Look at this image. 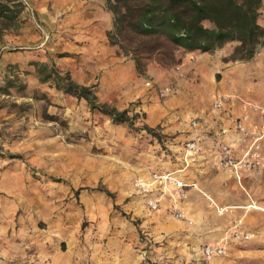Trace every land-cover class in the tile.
<instances>
[{
  "label": "rangeland",
  "instance_id": "obj_1",
  "mask_svg": "<svg viewBox=\"0 0 264 264\" xmlns=\"http://www.w3.org/2000/svg\"><path fill=\"white\" fill-rule=\"evenodd\" d=\"M106 7L109 9L107 3ZM259 21H264V4ZM21 24L3 34L0 51L13 47L7 36L20 34ZM50 30L56 37L58 28ZM110 33L115 51L99 72L93 73L87 87L96 103L126 110L134 126L114 123L91 110L83 98L58 90L54 75L40 80L35 62L54 66L60 75L68 74L72 80L74 66L78 74H84L79 59L70 64L72 56L65 51L48 50L43 53L46 60L34 61L28 57L32 48L16 49L21 58L2 73L0 264H56L52 258L56 252L66 254L69 264H91L97 257L114 260L118 258V217L140 224L130 244L140 264H162L149 259L152 254L148 251L153 249L141 226L146 216L138 218L132 208L135 205L130 203L135 199L131 189L134 174L138 169L160 166L173 155L171 145L182 149L186 139L200 137L199 129L194 131L189 120L213 117L211 105L218 94L231 93L228 73L247 84L242 89L245 96L229 98L239 104L238 116L243 100L264 108V45L249 61L232 60L236 42H229L213 52H199L205 58L196 63L181 65L185 50L164 43L149 53L146 47L155 43H144L136 54L137 64L134 54L119 47L122 38L114 29V20ZM58 40L57 34L50 44L58 47L53 44ZM138 43L137 39H127L124 45ZM48 44L45 40L39 47ZM118 55L124 64L121 73ZM127 61L133 67L127 66ZM30 65L33 72L27 70ZM82 66L90 74L86 65ZM164 86L170 92L160 96L158 90ZM250 119L254 124L260 120L256 113L250 114ZM261 168L258 174L264 176L263 159L254 171ZM126 240L129 243V237ZM246 242L230 241L227 251L229 245ZM219 257L226 258L219 260L220 264H261L253 258L232 262L227 252Z\"/></svg>",
  "mask_w": 264,
  "mask_h": 264
},
{
  "label": "crops",
  "instance_id": "obj_2",
  "mask_svg": "<svg viewBox=\"0 0 264 264\" xmlns=\"http://www.w3.org/2000/svg\"><path fill=\"white\" fill-rule=\"evenodd\" d=\"M25 2L26 6L21 13L20 34L8 35V44L13 47H4L0 51V79L2 73L10 66L16 65L21 58V52L16 49L32 48L27 53L30 60L34 61L46 60L43 53L48 50L65 51L72 56L70 64L79 59L78 63L81 65L79 69H82V72L87 75L78 74L75 66L72 69L68 67V69L70 68L73 72L75 83L89 86L91 78L94 77L93 73L99 72L102 65L108 61V57H111L115 51L114 45L108 39V32L113 28L114 18L112 12L106 7V1L25 0ZM259 23L264 27V21H259ZM50 28L53 30L58 28L56 37H53L54 34H50ZM57 34L59 40L53 44L57 43L58 47H54L50 43L57 38ZM45 40L49 44L40 48L39 46L43 45ZM180 50L183 49L180 48ZM118 51H120L119 47ZM201 54L197 51H185L181 65H186L188 62L196 63L197 59L205 58ZM191 58H194L195 62ZM121 61L122 59L118 55V73H121L124 68ZM126 64L130 68L133 67L131 61H127ZM82 65H86L90 74L85 71ZM27 70L33 72L32 65ZM228 72H232V70L229 69ZM228 79L232 85L231 93L229 95L218 94V97H226L223 109L214 112L213 117L205 120L202 117H196L200 120L198 143L202 148L201 152L185 155L183 149L171 145L169 149H172L173 155L165 158L161 165L156 167L169 170L184 166V171L179 175L184 177L186 182L194 185L187 187V197L180 206L193 220V224L188 225L183 221L173 219L169 210L171 203L169 195L165 196L158 211H150L144 204L143 197L131 187L135 199L130 203L132 206H136L132 207L134 214L137 217L139 215L146 216L144 220L140 218L141 226L148 234L146 238L153 249L148 251L149 255L152 254L149 259L153 262L220 264L219 260H226V258L218 256L206 261L202 256V247L206 244L218 243L231 228L233 222L240 220L239 228L252 232L254 236L241 246L229 245L227 251L229 260L234 262L243 258L251 261L253 258L258 260V263L264 264L262 248L264 245V176L258 174L262 168L257 172H244L241 179L238 180L229 171L217 165L218 131L222 127H232V119L238 116L237 111L240 110L239 104H235L234 100L229 98L244 95L245 89H242L247 86L244 80L231 76L230 73H228ZM169 103L172 102L169 101ZM185 105L187 106L188 103ZM226 140H236V135L232 130L229 131ZM262 159L264 162V142L262 144ZM184 161H187L186 165ZM156 168L138 169L133 179L139 176L148 178ZM158 193L159 187H156L152 195L155 196ZM251 204L257 208L249 206ZM139 225L137 224V226ZM137 226L130 221L124 222L118 217V258L111 262L103 261L97 257L94 263L140 264L138 253L130 248V244L133 243L138 232ZM128 237L129 243L125 242ZM65 256L66 254L61 255L56 252L52 258L56 264H69Z\"/></svg>",
  "mask_w": 264,
  "mask_h": 264
},
{
  "label": "trees",
  "instance_id": "obj_3",
  "mask_svg": "<svg viewBox=\"0 0 264 264\" xmlns=\"http://www.w3.org/2000/svg\"><path fill=\"white\" fill-rule=\"evenodd\" d=\"M106 3L115 14L114 29L122 38L118 45L126 53L134 54L136 63L139 60L136 54L144 43H155L146 47L149 53L164 43L204 53L236 42L231 59L238 61L251 60L257 48L264 45V27L259 23L264 0H106ZM25 6V0H0V38L20 26ZM108 39L112 41L110 32ZM127 39H137L139 43L134 47L124 45ZM34 65L41 81L54 75L58 90L83 98L91 110L103 113L114 123L128 122L134 126L126 110L96 103L90 87L75 83L68 74L60 75L54 66L39 62ZM143 128L151 131L147 126ZM161 170L164 169L155 171Z\"/></svg>",
  "mask_w": 264,
  "mask_h": 264
},
{
  "label": "built area",
  "instance_id": "obj_4",
  "mask_svg": "<svg viewBox=\"0 0 264 264\" xmlns=\"http://www.w3.org/2000/svg\"><path fill=\"white\" fill-rule=\"evenodd\" d=\"M3 49V48H2ZM160 96H166L170 89L167 86L158 90ZM226 97L219 96L212 103V110L219 112L223 109ZM259 115V122H251L250 114ZM190 127L196 131L199 129L200 120L192 118L189 120ZM236 135L235 141L226 140L229 131ZM218 157L217 165L228 170L236 179L240 180L244 172H252L259 168L262 161V144L264 141V108L250 101H242V112L232 119V127H222L217 136ZM198 137L193 136L182 143L185 155L198 154L201 152ZM185 165L187 161H184ZM184 171L183 167L171 170L152 171L148 178L136 177L132 181L133 189L143 197L144 204L150 211H158L161 202L166 195L170 198V214L178 220L192 224L193 220L181 208V204L187 197V187L193 186L186 182L179 174ZM159 187V193L152 195L155 188ZM257 208L255 205H249ZM240 220L233 225L216 244H206L202 247V256L206 261L214 257L223 256L227 252V245L232 242H246L254 236L252 232L243 231L239 228ZM264 239V237H263Z\"/></svg>",
  "mask_w": 264,
  "mask_h": 264
}]
</instances>
